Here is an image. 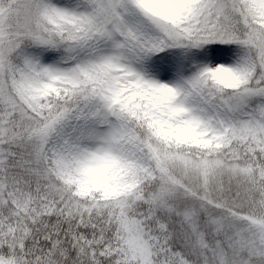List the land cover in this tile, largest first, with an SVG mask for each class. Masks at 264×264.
I'll list each match as a JSON object with an SVG mask.
<instances>
[{"label":"snow or ice","instance_id":"6c2138e0","mask_svg":"<svg viewBox=\"0 0 264 264\" xmlns=\"http://www.w3.org/2000/svg\"><path fill=\"white\" fill-rule=\"evenodd\" d=\"M0 264H264V0H0Z\"/></svg>","mask_w":264,"mask_h":264}]
</instances>
